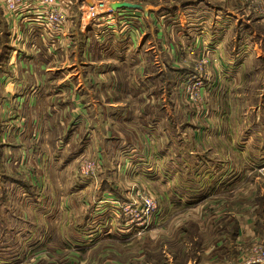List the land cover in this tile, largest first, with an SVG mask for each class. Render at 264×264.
Returning a JSON list of instances; mask_svg holds the SVG:
<instances>
[{
  "label": "crops",
  "instance_id": "0c3cea01",
  "mask_svg": "<svg viewBox=\"0 0 264 264\" xmlns=\"http://www.w3.org/2000/svg\"><path fill=\"white\" fill-rule=\"evenodd\" d=\"M170 1L179 5L177 12L129 8L137 15L131 32L103 23L85 28L76 15L61 34L40 25L34 12L19 13L14 21L0 10V183L16 180L12 189L9 182L0 186V214L6 230L21 232L8 234L5 245L57 246L55 231L62 222L74 229L73 214L85 202L101 218L99 234L83 228L82 212L83 223L75 228L87 231L65 246L130 244L137 231L109 197H127L134 181L153 189L159 203L135 264H237L242 243L264 239V192L252 174L264 161V107L244 111L235 129L226 124L229 112L210 109L198 118L194 109L185 111L186 75L201 54L213 59L223 45L198 38L194 46L189 38L199 32L190 33L185 21L195 18L200 2ZM172 18L185 42L162 23ZM243 49L245 56L249 49L239 48L240 54ZM237 58L214 66L239 69L227 78L244 83L248 63ZM257 67L264 73L263 65ZM84 157L101 160L96 179L77 174ZM117 164L119 172L104 173ZM48 182L50 188L41 189ZM156 251L159 260L153 261ZM55 254H49L50 264H56ZM41 256L33 251L20 258L35 264ZM118 256L103 248L62 255L66 264H120ZM9 257L1 256L0 263L20 259Z\"/></svg>",
  "mask_w": 264,
  "mask_h": 264
},
{
  "label": "rangeland",
  "instance_id": "374dc122",
  "mask_svg": "<svg viewBox=\"0 0 264 264\" xmlns=\"http://www.w3.org/2000/svg\"><path fill=\"white\" fill-rule=\"evenodd\" d=\"M116 1H125V0H116ZM133 2H141L144 5L143 10L154 12L158 15H160L163 11H170L171 13H174L179 7V5L171 4L170 0H128ZM190 1V0H189ZM205 1L201 0H193L191 3L200 2L199 5H196L197 7L195 9V18L191 15L188 20L185 21L186 23V29L190 31V33H198L197 37L195 35H191L189 40L194 41V46L197 44L196 40L198 38L201 40V43H210L212 45H215V43L218 42V44L223 45L221 48L219 47L218 50L219 53L215 54L217 56H214L212 59L211 56L207 54H201L198 57V62L195 67V71L191 74H187L184 81L182 82V90L184 93V107L185 111L191 113V108L194 109V113L198 118H201L203 113H207V111L210 109L218 111V113H230L232 115L229 116L227 119L226 124L229 125L228 127L231 129H235L236 127L241 126V120L239 118H243L242 114L247 109L249 110H255L259 107H264V105H261V103L264 101V73L259 71V67L263 65L264 67V0H211V2L207 3ZM173 2V1H172ZM155 6V7H154ZM181 6H186L182 5ZM152 8V9H151ZM151 9V10H150ZM181 11L184 10L186 13H190V10L187 7H182L180 9ZM79 12V10H78ZM177 12V11H176ZM76 14L77 11H74ZM80 17L79 15H77ZM160 18V16H158ZM173 19V20H172ZM170 19L169 21H166L165 19L162 20V23L166 28L169 27L170 30L175 29V23L177 20H174V18ZM188 31V32H189ZM186 35L179 36L175 31L173 32V38L181 42V39L183 38V41L187 40L185 37ZM217 40V41H216ZM184 41V42H185ZM200 43V42H199ZM245 47L248 50L247 55L244 56L245 50L243 49V53H239V48ZM236 55L238 56V61L246 60L248 65L243 66V70L245 71V75L248 77V80L244 83L241 82H235L234 80H230L227 77L230 75H235L239 69H226L219 68L214 66L218 61L221 59H231L232 61L236 59ZM260 55V56H259ZM238 64V63H237ZM240 66V64H239ZM215 70L216 77L213 79V72ZM242 88H241V86ZM221 89V91L219 90ZM199 91V96H198ZM197 95L195 97L196 100H194L191 96ZM214 112V111H213ZM212 112V113H213ZM214 114V113H213ZM238 130L240 128H237ZM86 160L94 161L95 163V175L93 177H84L80 173V167L82 163ZM97 163V164H96ZM79 165L76 166L77 174L79 177L84 178H90V179H96L99 174L103 172V166L102 162L99 159L95 158H88L84 157L82 158L79 163ZM97 167V168H96ZM239 167L238 169H240ZM75 169V170H76ZM93 167H86L84 169H81L82 171H86L91 173ZM120 171L119 164L115 166H111L110 168L106 167V170H104V173H108L110 175H113ZM10 177L13 179L18 178V172L16 171H9ZM254 174V180L255 178H258L261 180V185L264 192V177L258 172L254 171L252 172ZM240 176V174H239ZM13 179V180H14ZM10 181V189L13 188V186H16V180L15 183ZM0 183V186L6 185V183ZM92 181L89 182V184ZM54 183H51V188L53 187ZM13 185V186H12ZM57 186L59 185H69L68 183H56ZM131 187L128 190L127 195L131 194V190L134 189V191H137L138 188H145L147 189L151 194L157 197L158 194L147 186L145 182L141 183L139 181H134L132 184H130ZM243 186V183L239 184L237 188H241ZM28 189H31L32 186L29 185L27 187ZM48 189L50 188V182L48 183H42L41 189ZM1 190V187H0ZM49 199H47L46 202H48ZM58 205H60V199L58 198ZM90 202V201H88ZM84 210H79L78 214H73V225L74 229H67L68 224L62 222L61 229H57L55 231L56 237H57V246H41L40 249L38 247H35V250H32V247L29 246H19V245H5L4 241L6 239V236L12 235L13 237H18L20 235V231L12 230L8 231L6 230V222L3 220V215L0 214V257L7 254L10 255V260H18L21 255L23 254H32L34 251L35 253H38L39 255H42L40 258V261L36 262L35 264H50V258L51 255H49L52 252H55L56 257V264H66L67 261L64 257H62L63 254L72 252L73 254H86L88 250H90V253L94 251V249L100 250L103 248L104 253H116L119 255L118 257L121 259L120 264H135L136 259L134 258L135 254L140 255V246L146 243L147 239V232H143L140 235H137L134 237L133 241L128 243H119L114 244L115 250L112 246H105V247H95L94 249H87L85 247H81L80 244L77 245H69L65 246L63 243L67 240H71V236L77 238L78 236L82 234L84 231L82 230V233H80V230H76L77 223L78 225L80 223H83L81 220V213L84 212L85 215L87 214V218L84 220V227L89 230H93L94 235H98L99 231L96 232V228L100 225L101 218L97 215L92 216V204L87 206V202H85ZM83 209V208H82ZM3 220V222H2ZM59 228V224L57 225ZM88 230V231H89ZM150 231V230H149ZM43 232L48 234V230H44ZM52 233V231H51ZM158 233V231H155L154 236ZM153 236H148V241L152 240ZM73 239V241H74ZM262 245L264 246V239L260 237H253L252 239L247 240L245 243H242L240 247L238 248V257H237V264H261L263 260L258 261V258L261 257V248ZM137 252V253H136ZM135 253V254H134ZM237 253V251H236ZM133 254V255H131ZM44 255V256H43ZM137 255V257H138ZM159 252L154 253V257L151 258L153 261L159 260ZM46 256V258H45ZM44 257V258H43ZM128 258H130V263H128ZM140 258V257H139ZM127 261V263H125ZM102 264L101 262H99ZM97 263V264H99ZM0 264H25V262L21 261V258L18 261H10V262H2ZM26 264H34L30 263V261H27ZM72 264H79V261H73ZM94 264V263H90Z\"/></svg>",
  "mask_w": 264,
  "mask_h": 264
},
{
  "label": "built area",
  "instance_id": "2783aa9c",
  "mask_svg": "<svg viewBox=\"0 0 264 264\" xmlns=\"http://www.w3.org/2000/svg\"><path fill=\"white\" fill-rule=\"evenodd\" d=\"M116 0H0V8L4 14L15 18L19 13L34 12L37 14L40 25L46 29H51L55 32L64 31L67 25L75 23V16L79 15L82 27H87L91 24L103 23L107 26H112L113 29L121 31H132V20L137 17L132 14L134 9L127 7L114 9L111 3ZM79 10V12H78ZM74 11H77L75 14ZM115 24L114 21H118ZM127 24V25H126ZM126 25V26H125ZM125 26V28H124ZM199 96V91H198ZM197 95L191 97L196 100ZM97 164V163H96ZM88 165L93 167L91 173L82 171ZM97 168V167H96ZM95 163L91 160H86L80 167V173L84 177H93L95 175ZM264 177V161L259 163L255 168ZM131 194L125 198L118 195H111L109 198L117 204L120 209L124 223L134 226L137 234L140 235L146 232L152 222L153 215L158 212V199L151 194L147 189L138 188L137 191L131 190ZM258 261L263 260L264 264V246L262 245L261 253Z\"/></svg>",
  "mask_w": 264,
  "mask_h": 264
},
{
  "label": "water",
  "instance_id": "95a60500",
  "mask_svg": "<svg viewBox=\"0 0 264 264\" xmlns=\"http://www.w3.org/2000/svg\"><path fill=\"white\" fill-rule=\"evenodd\" d=\"M111 7L114 9L123 8V7L143 9L144 5L141 2H133V1L125 0V1H115L111 3Z\"/></svg>",
  "mask_w": 264,
  "mask_h": 264
},
{
  "label": "trees",
  "instance_id": "16d2710c",
  "mask_svg": "<svg viewBox=\"0 0 264 264\" xmlns=\"http://www.w3.org/2000/svg\"><path fill=\"white\" fill-rule=\"evenodd\" d=\"M0 10H1V8H0ZM121 198H123V197H121ZM125 198V197H124Z\"/></svg>",
  "mask_w": 264,
  "mask_h": 264
}]
</instances>
